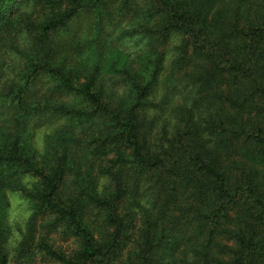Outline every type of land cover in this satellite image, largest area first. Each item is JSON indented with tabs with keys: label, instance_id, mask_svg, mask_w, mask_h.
<instances>
[{
	"label": "trees",
	"instance_id": "1",
	"mask_svg": "<svg viewBox=\"0 0 264 264\" xmlns=\"http://www.w3.org/2000/svg\"><path fill=\"white\" fill-rule=\"evenodd\" d=\"M82 13L79 67L61 51ZM258 166L264 0H0V264H264ZM10 193L30 208L14 245Z\"/></svg>",
	"mask_w": 264,
	"mask_h": 264
},
{
	"label": "rangeland",
	"instance_id": "2",
	"mask_svg": "<svg viewBox=\"0 0 264 264\" xmlns=\"http://www.w3.org/2000/svg\"><path fill=\"white\" fill-rule=\"evenodd\" d=\"M92 14H86L82 13L79 15V18H77L76 21H73L70 23V28H71V35L74 40V44L76 46L74 47H69V48H64L61 52L67 56V62L70 64H74L75 66L81 67L82 64L89 65L93 59H95L92 49L94 48L91 45L87 44L90 42L91 38L87 36L89 32H91V28L94 27L93 25V17L91 16ZM93 29V28H92ZM94 32V31H93ZM108 53V52H106ZM112 54H109L105 56V61L103 62V72L106 73L109 77L112 76V74L115 73V69L112 68H120V63L123 61L121 59H118L115 54V52H111ZM106 55V54H104ZM102 55V56H104ZM112 69V70H111ZM166 73L164 72L160 78L159 81L162 80ZM108 77V78H109ZM37 87L40 92L44 91L46 86L42 82V80H37ZM122 85H118L116 87L117 95H121L122 91L124 90L122 88ZM159 88V87H158ZM71 98H67L66 100H69ZM54 125H48V124H40L36 125L34 130H33V142L35 147L37 148L38 151H41L42 148H44L46 137L51 134V130ZM241 155L235 156V160H242ZM260 167V166H258ZM264 167H260L257 170V175L259 176L260 172L262 171ZM9 198V208L7 212V222L8 225L11 227V236L9 238V242L11 245H14L16 242V239L18 238V227L23 226L24 222L28 218L30 214V208H29V203L23 199L19 193H10L8 194ZM227 217H224L221 222H220V228H219V235L216 236L215 241L213 240L212 244H221L222 246H229V242L226 241L222 230L224 229H231L234 226H236L238 223L237 219L239 218L238 213H236L235 210H230L228 211ZM57 246L64 252H68L72 249H74V246L70 243L67 242H57ZM214 247H211L209 249L210 252L214 256H218L220 258H223V253L218 252ZM35 264H52L49 261H41L39 258L36 260ZM58 264V263H55Z\"/></svg>",
	"mask_w": 264,
	"mask_h": 264
}]
</instances>
